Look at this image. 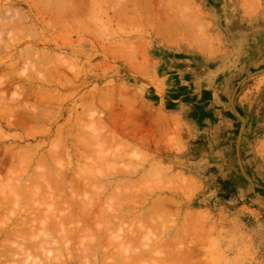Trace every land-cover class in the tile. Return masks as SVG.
Listing matches in <instances>:
<instances>
[{
    "label": "rangeland",
    "instance_id": "1",
    "mask_svg": "<svg viewBox=\"0 0 264 264\" xmlns=\"http://www.w3.org/2000/svg\"><path fill=\"white\" fill-rule=\"evenodd\" d=\"M0 29V264H264V0H0Z\"/></svg>",
    "mask_w": 264,
    "mask_h": 264
},
{
    "label": "bare ground",
    "instance_id": "2",
    "mask_svg": "<svg viewBox=\"0 0 264 264\" xmlns=\"http://www.w3.org/2000/svg\"><path fill=\"white\" fill-rule=\"evenodd\" d=\"M190 21H192V20L190 19ZM193 21H194V20H193ZM179 23H180V22H179ZM191 24H192V22H191ZM177 25H178V24H177ZM177 25H176V26H177ZM178 26H179V25H178ZM183 26H184V24H183ZM185 26H186V25H185ZM1 29H2V27H1ZM1 29H0V30H1ZM158 29H160V28H158ZM160 30H161V29H160ZM172 30H173V29H172ZM2 31H3V29H2ZM161 31H162V30H161ZM161 31H160V32H161ZM162 33H163V32H162ZM164 33H165V32H164ZM164 33H163L162 36H164ZM165 34H167V33H165ZM168 34H170V33H168ZM168 34H167V35H168ZM168 36H169V35H168ZM181 36H182V35H181ZM170 37H171V36H170ZM167 38H169V37H167ZM167 40H168V39H167ZM170 41H171V39H170ZM2 62H3V61H2ZM8 66H9V65H8ZM5 67H7V66H5ZM0 68H1V67H0ZM3 68H4V67H3ZM8 68H9V67H8ZM8 68H7V69H8ZM5 69H6V68H5ZM1 70H2V69H1ZM0 73H1V72H0ZM45 75H47V74H45ZM1 80H2V79H1ZM45 81H47V80L45 79L43 82H45ZM7 82H8V81H7ZM29 83H30V82H27V84H29ZM4 85H5V84H4ZM29 86H31V85H29ZM43 88H44V87H43ZM39 89H40V88H39ZM42 90H44V89H42ZM42 90H41V92H42ZM15 91H16V90H15ZM17 92H18V91H17ZM17 92H15V93H17ZM39 92H40V91H39ZM41 92H40V93H41ZM43 92H44V91H43ZM49 92H50V91H49ZM49 92H48V93H49ZM45 93H47V92H44V93H42V94L44 95ZM48 93H47V94H48ZM21 94H22V93H21ZM42 94H41V95H42ZM100 94H101V93H100ZM19 95H20V94H19ZM34 95H37V93H36V94L34 93ZM51 95H52V94H51ZM53 95H54V94H53ZM2 96H3V95H2ZM49 96H50V95H49ZM49 96H48V97H49ZM54 96H55V95H54ZM121 96H122V95H121ZM8 97H9V96H8ZM24 97H25V96H24ZM48 97H47V95H46V98H48ZM125 97H126V96H125ZM10 98H11V97H10ZM15 98H16V97H15ZM50 98H51V97H50ZM122 98H124V97H122ZM4 99H5V97H4ZM53 99H54V97H53ZM125 99H126V98H125ZM2 100H3V99H2ZM51 100H52V98H51ZM9 101H10V99H9ZM14 101L16 102V99H15ZM18 102H19V101H18ZM35 102H36V101H35ZM8 103H10V102H8ZM0 104H1V103H0ZM3 104H4V103H3ZM11 104H12V103H11ZM11 104H10V105H11ZM25 104H26V103H25ZM32 105H33V104H32ZM38 105H39V104H38ZM105 105H106V104H105ZM0 106H1V105H0ZM7 106H9V104L6 103V107H7ZM102 106H103V104H102ZM20 107H23V106L21 105ZM106 107H107V106H106ZM108 107H109V106H108ZM28 108H29V107H28ZM33 108H35V107H33ZM109 108L111 109V106H110ZM0 109H1V108H0ZM4 109H5V108H4ZM4 109H3V110H4ZM7 109H8V107H7ZM24 109H25V108H24ZM35 109H36V108H35ZM106 109H107V108H106ZM13 110H14V108H13ZM13 110H12V111H13ZM25 110H26V109H25ZM28 110H29V109H28ZM127 110H128V109H127ZM35 111L38 112V109L35 110ZM35 111H34V112H35ZM20 112H21V111H20ZM25 112H26V111H25ZM30 112H31V109H30V111H28V113H30ZM39 112H40V110H39ZM130 112H135V111L133 110V111H130ZM130 112H127V116H128V113H130ZM21 113H22V112H21ZM17 114H18V113H17ZM30 114H31V113H30ZM30 114H29V115H30ZM134 114H135V113H134ZM134 114H133V115H134ZM0 115H2V114H0ZM27 115H28V114H27ZM35 115H36V114L33 115V112H32V114H31L30 117H31L32 119H34V121L37 122L38 120H35L36 117L33 118V116H35ZM39 115H41V113H40ZM24 116H25V114H24ZM20 117H21V115H20ZM22 117H23V116H22ZM38 117H39V116H38ZM40 117H41V116H40ZM27 118H28V117H27ZM15 119H16V118H15ZM19 119H20V118H19ZM116 119H117V118H116ZM17 120H18V119H17ZM22 120H23V119H22ZM18 121H19V120H18ZM24 121H26V120H24ZM30 121H31V120H30ZM12 122H13V121H12ZM26 122H27V121H26ZM114 122H115V121H114ZM16 123H17V121H16ZM20 123H22V122H20ZM29 123H30V122H29ZM29 123H28V124H29ZM31 123H32V122H31ZM79 123H80V122H79ZM118 123H119V122H118ZM26 124H27V123H26ZM28 124H27V125H28ZM36 124H37V123H36ZM36 124H35V125H36ZM38 124H39V123H38ZM77 124H78V123H77ZM14 125H15V124H14ZM17 125H18V124H17ZM30 125H31V124H30ZM41 125H42V124H41ZM81 125H82V124H81ZM10 126H11V125H10ZM33 126H34V124H33ZM33 126H32V127H33ZM36 126H38V125H36ZM61 126H62V125H61ZM61 126H60V127H61ZM115 126H116V124H114V128H113V129L116 128ZM118 126H119V124H118ZM120 126H121V124H120ZM133 126H134V125H133ZM136 126H139V125H136ZM29 127H30V126H29ZM34 127H35V126H34ZM40 127H41V126H40ZM60 127H59V128H60ZM76 127H77V126H76ZM78 127H79V126H78ZM95 127H96V126H94L93 128H95ZM99 127H100V126H99ZM91 128H92V127H91ZM135 128L137 129V127H135ZM32 129H33V128H32ZM38 129H40V128H38ZM41 129H44V128L41 127ZM98 129H99V128H98ZM111 129H112V128H111ZM118 129H119V128H118ZM132 129L134 130V128H132ZM136 129H135V130H136ZM138 129H140V128L138 127ZM36 130H37V128H36ZM62 130H63V128H62ZM74 130H75V129H74ZM83 130H84V129H82L81 131L84 132ZM92 130H93V129H92ZM42 131H43V130H42ZM72 131H73V130H72ZM75 131H77V130H75ZM79 131H80V130H79ZM79 131H78V132H79ZM85 131H86V130H85ZM114 131H115V130H114ZM114 131H113V132H114ZM123 131H124V130H123ZM129 131H131V130H129ZM137 131H138V130H137ZM0 132H1V131H0ZM93 132H94V131H93ZM110 132L112 133V131H110ZM127 132H128V131H127ZM132 132H133L132 134H133V136H134V135H135L134 133H135L136 131H135V132L132 131ZM1 133H3V132H1ZM59 133H61V132H59ZM65 133H66V132H65ZM67 133H68V131H67ZM76 133H77V132H76ZM76 133H75V134L73 133L74 136H76ZM124 133H125V132H124ZM78 134H79V133H78ZM94 134H96V133H94ZM94 134H92V135H94ZM115 134H117V132H116ZM115 134H114V135H115ZM137 134H138V133H137ZM68 135H70V134H68ZM82 135L85 136L86 134H82ZM90 135H91V132H90ZM122 135H123V134H122ZM125 135H126V134H125ZM84 136H83V137H84ZM86 136H87V135H86ZM86 136H85V137H86ZM95 136H96V135H95ZM115 136H116V135H115ZM117 136H118V134H117ZM120 136H121V135H120ZM120 136H118V137H120ZM0 137H1V136H0ZM72 137H73V135H72ZM72 137H71V138H72ZM85 137H84V139H85ZM87 137H88V136H87ZM87 137H86V138H87ZM110 137H111V136H110ZM78 138H79V137H78ZM108 138H109V137H108ZM114 138H115V137H114ZM89 139H90V138L88 137V138L85 139V140L88 141ZM91 139H93V136L91 137ZM95 139H96V138H95ZM115 139H116V138H115ZM115 139H114V140H115ZM117 139H119V138H117ZM117 139H116V140H117ZM120 139H121V138H120ZM120 139H119V140H120ZM74 140H75V139H74ZM74 140H73V142L75 143V144H74L75 147H76L78 150H80V148H81V150H82V147H83V146L80 147V145H78L80 148L77 147V143H76V142H78V144L81 143V142H79V140L77 139V136H76V142H75ZM77 140H78V141H77ZM81 140H82V138H81ZM122 140H124V138H122ZM90 141H91V143L93 142V140H90ZM109 141H110V139H109ZM109 141H108V142H109ZM124 141H126V140H124ZM57 142H58V140H57ZM73 142L71 143L72 145H73ZM95 142H96V141L93 142V146L95 145ZM115 142H116V141H115ZM121 142H122V141H121ZM121 142H120V143H121ZM126 142H127V141H126ZM82 143H83V142H82ZM100 143H101V142H100ZM112 143H113V142H112ZM112 143H111V145H112ZM71 144H70V145H71ZM83 144H84V143H83ZM87 144H90V142H89V143H86V145H87ZM39 145H40V144H39ZM55 145L57 146L56 142L53 144V147H54ZM99 145H100V144H99ZM108 145H109V144H108ZM118 145H119V143H118ZM118 145H117V146H118ZM37 146H38V145H37ZM89 146H92V145H89ZM24 147H25L24 149H27V148H26V145H25ZM27 147H28V145H27ZM34 147H35V146H34ZM59 147H61V145H60ZM59 147L56 148V149H57L56 151L60 150V152H62V151H61L62 148L59 149ZM70 147H71V146H70ZM85 147H86V148L83 149V150L89 149L88 146H85ZM118 147H119V146H118ZM19 148H20V150H22L21 147H19ZM19 148H18V149H19ZM22 148H23V147H22ZM39 148H40V147H39ZM73 148H74V147H73ZM83 148H84V147H83ZM13 149H14V148H13ZM18 149H17V150H18ZM30 149H31V148H30ZM30 149L28 148L27 150H30ZM52 149H53V148H52ZM64 149H65V148H64ZM67 149H68V147H67ZM77 149H76V150H77ZM20 150H19V151H20ZM31 150H32V149H31ZM31 150H30V151H31ZM54 150H55V148L53 149V151H54ZM91 150L93 151L92 147H91ZM117 150H119V148H118ZM5 151H6V150H5ZM30 151L28 152V154H26V152H25L24 155L26 154V156H28V155L31 156V155L29 154ZM45 151H46V150H45ZM47 151H48V150H47ZM53 151H50V152H53ZM56 151H54L53 153H56ZM69 151H71V150H69ZM89 151H90V150H89ZM94 151H95V148H94ZM36 152H37V151H36ZM58 152H59V151H58ZM63 152H64V151H63ZM76 152H77V151H76ZM86 152H88V151H86ZM86 152H85V153H86ZM119 152H120V151H119ZM14 153H15V151H14ZM20 153H21V152H20ZM20 153H19V154H20ZM41 153H42V152H40V154H41ZM79 153L82 154L83 152H79ZM9 154H11V153H9ZM15 154H17V152H16ZM15 154H14V155H15ZM43 154H44V153H43ZM51 154H52V153H50L49 155H47V156H49V157H48V159H46V160L48 161L49 158H52L53 161H51V162H56V160L53 159V157L57 158V155H56L57 153L55 154L56 156H53V157H52V156L50 157ZM68 154H69V153H68ZM68 154H67V155H68ZM81 154H80V155H81ZM87 154H88V153H86V154H82L81 156L85 158V156H86ZM117 154H118V153H117ZM12 155H13V153H12ZM14 155H13V156H14ZM24 155H22V157H20V155H19L20 159H21V158L23 159V160L21 159V161H23V162H24V159H27V158L29 157V156H28V157L25 156V158H24V157H23ZM52 155H54V154H52ZM63 155H64V154H63ZM71 155H72V154H71ZM74 155H75V154H74ZM16 156H17V155H16ZM32 156H34V155H32ZM41 156H42V155H40V157H41ZM43 156H44V155H43ZM45 156H46V154H45ZM87 156H88V155H87ZM40 157H38V161H39V163H40V160H39ZM70 157H71V156H70ZM76 157H77V156H76ZM82 157H80V160H81L80 162H81V164L83 165L82 160H84V159H81ZM17 158H18V157H17ZM78 158H79V157H78ZM144 158H145V156H144ZM29 159H30V157H29ZM40 159L43 160V159H45V158H42V157H41ZM57 159H58V160H57V162H58L60 159H59V158H57ZM75 159H76V158H75ZM35 160L37 161V158H36ZM42 160H41V161H42ZM64 160H67V158L64 159ZM64 160H63V162H64ZM77 160H78V159H77ZM144 160H145V159H144ZM17 161H18V160H17ZM25 161H26V160H25ZM28 161H29V160L27 159V162H28ZM43 161H44V160H43ZM47 161H46V162H47ZM49 161H50V160H49ZM31 162H32V161H31ZM57 162H56V163H57ZM67 162H68V161H67ZM86 162H87V161H86ZM86 162H84V163L86 164ZM93 162H94V161H93ZM93 162H92V164H91V165H92V168H90V169H93V166H94V165H93ZM17 163H18V162H17ZM21 163H22V162H21ZM21 163H20V160H19V164H21ZM28 163H29V162H28ZM37 163H38V162H37ZM37 163H36V164H37ZM42 163H44L45 165L47 164V163H45V161L42 162ZM59 163H60V162H59ZM59 163H58V164H59ZM64 163H65V162H64ZM88 163H89V162H87V164H88ZM25 164H26V163H25ZM25 164H24V165H25ZM29 164H30V163H29ZM29 164H27V165H28V166H31V164H30V165H29ZM48 164L51 165V163H49V162H48ZM48 164H47V165H48ZM69 164H70V163H69ZM78 164H79V162H78ZM0 165H1V164H0ZM17 165H18V164H17ZM22 165H23V164H22ZM22 165H20V167H21ZM24 165L21 167V168H23V171L26 169V167H25L26 165H25V166H24ZM37 165H38V164H37ZM39 165H42V164H39ZM45 165H44V166H45ZM54 165H56V164L54 163ZM66 165H67V163H66ZM42 166H43V165H42ZM77 166L79 167L80 165H77ZM87 166H88V165H87ZM87 166L85 167V169L87 168ZM149 166H150V165H149ZM160 166H162V165H160ZM163 166H164V165H163ZM20 167H19V165H18V168H20ZM24 167H25V168H24ZM36 167H37V166H36ZM40 167H41V166H40ZM47 167H50V166H47ZM51 167H53V164H52ZM57 167H58V165H57ZM57 167H56V168H57ZM78 167H77V168H78ZM81 167H82V166H81ZM164 167H165V166H164ZM18 168H15V169L17 170ZM41 168H42V167H41ZM53 168H55V167H53ZM79 168H80V167H79ZM83 168H84V167H83ZM167 168H168V167H167ZM167 168H166V169H167ZM28 169H29V167H28ZM28 169H26V170H28ZM47 169H49V168H47ZM50 169H51V168H50ZM57 169H58V168H57ZM63 169H64V168H63ZM68 169H69V168H68ZM68 169H66V170H68ZM81 169H82V168H81ZM81 169H80V170H81ZM85 169H84V171H85ZM94 169H95V168H94ZM94 169H93V171H94ZM5 170H8V169H5ZM30 170H33V169H30ZM35 170H36V169H35ZM39 170H40V169H39ZM51 170H53V169H51ZM54 170H56V169H54ZM66 170H65V173H67ZM69 170H70V169H69ZM69 170H68V171H69ZM80 170H77V171H75V172H76V173L78 172L77 175L80 176V177L82 176V180H83V176L85 177V174H86L87 172H86V173H85V172H84V173H81V172H83V171L79 172ZM87 170H88V169H87ZM87 170H86V171H87ZM149 170H150V169H148V171H149ZM151 170H152V169H151ZM167 170H168V169H167ZM20 171H21V170H20ZM20 171H19V169H18L17 172L20 173ZM23 171L21 172L22 174H23ZM60 171H61V170H60ZM62 171H63V170H62ZM93 171L89 172V174L91 173L92 175H94L95 172L93 173ZM117 171L121 172L120 170H117ZM146 171H147V170H146ZM15 172H16V171H15ZM28 172H29V171H28ZM32 172H33V171H32ZM35 172L40 173V171H35ZM48 172H49V171H48ZM53 172H54V171H52V172L49 173V174L52 175V177H53V174H54ZM55 172H56V171H55ZM58 172H59V171H57V174H58ZM75 172H74V173H75ZM129 172H131V171H129ZM149 172H150V171H149ZM166 172H167V171H166ZM5 173H6V172H5ZM5 173H4V174H5ZM10 173H11V172H10ZM10 173H9V174H10ZM13 173H14V172H13ZM19 173H18V174H19ZM24 173H26V172H24ZM46 173H47V172H46ZM52 173H53V174H52ZM80 173H81V174H80ZM114 173H115V171H114ZM116 173H118V172H116ZM116 173H115V174H116ZM31 174H32V173H31ZM44 174H45V173H44ZM59 174H61V173L59 172ZM62 174H63V173H62ZM62 174L60 175V177H59V175H58V177H59L60 179H61V176H64V177H65V175H62ZM79 174H80V175H79ZM87 174H88V173H87ZM91 174H90L91 177L88 176V175H86V176H87L86 178L88 179V177H90V179L92 178V181H93L94 179H96V178H95L96 174H95V176H93V177H92ZM109 174H110V173H109ZM122 174H123V173H122ZM166 174H167V173H166ZM174 174H175V173H174ZM10 175H11V174H10ZM25 175H26V174H25ZM33 175H34V174H33ZM35 175H36V174H35ZM112 175H113V174H112ZM124 175H125V174H124ZM3 176H4V175H3ZM3 176H1V177H3ZM6 176H7V175H6ZM6 176H5V177H6ZM19 176H20V175H19ZM19 176H18V177H19ZM26 176H27V175H26ZM26 176H25V177H26ZM38 176H39V174H38ZM38 176H37V177H38ZM41 176H42V175H40V178H41ZM55 176H56V174H54V177H55ZM69 176H70V175H69ZM75 176H76V175H74L73 178H74ZM160 176H161V174H160ZM167 176H168V175H167ZM167 176H166V177H167ZM184 176H185V175H184ZM28 177H29V176H28ZM28 177H27V178H28ZM33 177H36V176H33ZM37 177H36V179H37ZM46 177H47V176H46ZM46 177L44 176V178L41 180V182H44V183H45V181H46V183H47L48 181L50 182V179H52V178L50 177V175L48 176V177H50L48 181L45 180ZM76 177H77V176H76ZM109 177H110V176H109ZM156 177H157V176H156ZM173 177H174V176H173ZM12 178H15V177L12 176L11 179H12ZM29 178H31V177H29ZM62 178H63V177H62ZM67 178H68V177H67ZM167 178H168V177H167ZM24 179H25V178H24ZM32 179H33V178H31V182H32V183H35V185H36V184H37L36 182H37V180H38L39 178L36 180V182H35V180H34V182H33ZM64 179H66V178H64ZM90 179H88V180H90ZM155 179H157V178H155ZM169 179H170V178H169ZM172 179H173V178H172ZM15 180H16V178H15ZM21 180H22V179H21ZM43 180H45V181H43ZM55 180H58V179L56 178ZM66 180H67V179H66ZM66 180L64 181V183H63V180H62V181H61V184L63 183V185H64L65 182H66ZM68 180H70V178H69ZM68 180H67V181H68ZM174 180H175V179H174ZM174 180H173V181H174ZM178 180H180V179H178ZM181 180H182V179H181ZM186 180H187V178H186ZM26 181H28V180H26ZM38 181L40 182V180H38ZM51 181L53 182V180H51ZM58 181H59L58 184H60V180H58ZM90 181H91V180H90ZM117 181H118V180H117ZM6 182H7V181H6ZM13 182H14V180H13ZM23 182H24V181H23ZM29 182H30V181H29ZM39 182H38V183H39ZM83 182L86 183L87 181H84V180H83ZM171 182H172V181H171ZM171 182H170V183H171ZM183 182H184V181H183ZM185 182H187V181H185ZM26 183H27V182H26ZM26 183H25V184H26ZM66 183H67V182H66ZM80 183H81V182H80ZM172 183H173V182H172ZM188 183H189V182H188ZM192 183H193V182H192ZM2 184H3V181H2ZM4 184H5V183H4ZM4 184H3V186H4ZM10 184H11V183H10ZM12 184H13V183H12ZM12 184H11V185H12ZM17 184H18V186H19V183H17ZM27 184H28V183H27ZM39 184H40V183H39ZM48 184H51V183H48ZM53 184H54V183H53ZM69 184H70V183H69ZM75 184H76V183H75ZM83 184H84V183H83ZM87 184L89 185V183H87ZM87 184H86V185H87ZM90 184H91V183H90ZM173 184H174V183H173ZM183 184H184V183H183ZM193 184H194V183H193ZM42 185H43V184H42ZM42 185H41V186H42ZM55 185H56V184H55ZM55 185H54V186H55ZM88 185H87V186H88ZM125 185H126V184H125ZM125 185H124V186H125ZM190 185H191V184H190ZM12 186H13V185H12ZM28 186H29V185H28ZM33 186H34V185H33ZM43 186H45V184H44ZM48 186L51 187L50 185H48ZM64 186L66 187V185H64ZM64 186H63V187H64ZM67 186H68V185H67ZM75 186H76V185H75ZM79 186H80V184H79ZM81 186H82V185H81ZM81 186H80V187H81ZM87 186H86V189L88 188ZM127 186H128V185H127ZM129 186H130V185H129ZM183 186H184V185H183ZM14 187H15V186H14ZM16 187H17V186H16ZM25 187H27V186H25ZM38 187H39V189H41L40 185H39ZM52 187H53V185H52ZM57 187H59V186H57ZM57 187H55L56 190L58 189ZM60 187H62V185H61ZM72 187H73V186H72ZM91 187H93V185H92ZM122 187H123V186H122ZM189 187H191V186H189ZM189 187H187L186 190H188ZM4 188H5V187H4ZM9 188H10V187H9ZM29 188H30V186H29ZM44 188L46 189L47 187H44ZM55 188H53V189H55ZM84 188H85V187H84ZM176 188H177V187H176ZM12 189H13V187H12ZM27 189H28V188H27ZM27 189H26V190H27ZM31 189H32V188H31ZM35 189H38V188L36 187V188H34L33 190H35ZM45 189H44V190H45ZM50 189H51V188H50ZM59 189H61V188H59ZM76 189H77V187H76ZM78 189L80 190L79 187H78ZM88 189H89V188H88ZM88 189H87V190H88ZM95 189H96V188H95ZM116 189H118V188H116ZM178 189H179V188H178ZM33 190H32V191H33ZM44 190H43V192H44ZM48 190H49V188H48ZM56 190H55V192H56ZM61 190H62V189H61ZM69 190H70V189H69ZM73 190L75 191V189H73ZM79 190H78V191H79ZM81 190H82V189H81ZM90 190H91V189H90ZM18 191H19V193L21 192V191H20V187H19V190H18ZM28 191H29V189H28ZM32 191L30 190V192H32ZM46 191H47V190H46ZM51 191H52V189H51ZM182 191H183V190H182ZM0 192H1V189H0ZM5 192H6V191H5ZM12 192H13V191H12ZM24 192L26 193V191H24ZM34 192H37V191H34ZM43 192H42V193H43ZM55 192H54V193H55ZM63 192H64L63 194L66 193L65 191H63ZM76 192H77V190H76ZM79 192H80V191H79ZM84 192H85V190H84ZM92 192H93V191H92ZM15 193H16V192H15ZM17 193H18V192H17ZM28 193H29V192H28ZM38 193H41L40 190L38 191ZM42 193H41V194H42ZM44 193L46 194V192H44ZM44 193H43V194H44ZM60 193H61V191H60ZM2 194H3V193H2ZM22 194H23V193H22ZM22 194H20V196H21ZM26 194H27V193H26ZM32 194H33V192H32ZM43 194H42V195H43ZM45 194H44V195H45ZM48 194H49V193H47V195H48ZM51 194H52V193H51ZM55 194H56V193H55ZM55 194H54V195H55ZM58 194H59V193H58ZM74 194H75V193H74ZM79 194H80V193H79ZM132 194H133V193H132ZM17 195H18V194H17ZM38 195H39V194H38ZM54 195L52 194L53 197H54ZM59 195H60V194H59ZM59 195H58V196H59ZM90 195H91V194H90ZM0 196H1V195H0ZM5 196H6V194H5ZM9 196H10V195H9ZM9 196H8V197H9ZM12 196H13V195H12ZM25 196H26V195H25ZM27 196H29V195H27ZM33 196H34V195H33ZM49 196H50V195H49ZM77 196H78V195H77ZM77 196H75V197H77ZM79 196H82V194L79 195ZM79 196H78V197H79ZM2 197H4V196H2ZM2 197H0V198H2ZM15 197H16V196H15ZM22 197L24 198V195L21 196V198H22ZM53 197H52V198H53ZM62 197H63V196H62ZM66 197H67V196L65 195V198H66ZM90 197H91V196H90ZM4 198H5V197H4ZM4 198H3V199H4ZM6 198H7V196H6ZM9 198H11V197H9ZM12 198H13V197H12ZM17 198H18V197H17ZM17 198H16V199H17ZM23 198H22V199H23ZM31 198H32V196H31ZM45 198H47V196H46ZM49 198H51V197H49ZM67 198H68V197H67ZM69 198H71V196H69ZM93 198H94V197H93ZM108 198L110 199V197H108ZM113 198H114V197H113ZM115 198H116V197H115ZM7 199H8V198H7ZM7 199H6V201H7ZM16 199H15V201H16ZM29 199H30V198H29ZM88 199H89V198H88ZM90 199H91V198H90ZM134 199H135V198H134ZM11 200H12V199H11ZM13 200H14V199H13ZM26 200H27V199H26ZM45 200H46V199H45ZM49 200H51V201H52V200H56V198H55V199H49ZM59 200H61V198H60ZM66 200H67V199H66ZM72 200H73V199H72ZM72 200H71V201H70V200H67V201H70V202H68V203L66 202V203H67V204L72 203V202H73ZM74 200H75V199H74ZM80 200H81V199H80ZM111 200H112V199H111ZM1 201H2V200H1ZM6 201H5V202H6ZM17 201H18V200H17ZM46 201H47V200H46ZM62 201H63V200H62ZM2 202H4V201H2ZM2 202H1V203H2ZM9 202H10V200H9ZM43 202H44V201H43ZM52 202H53V201H52ZM57 202H58V201H57ZM91 202H92V201H91ZM105 202L107 203V200H106ZM108 202H110V201H108ZM113 202H114V201H112V203H113ZM116 202H117V201H116ZM46 203H47V202H46ZM53 203H54V202H53ZM58 203H59V202H58ZM60 203H61V201H60ZM88 203H89V202H88ZM106 203H105V204H106ZM174 203H175V202H174ZM2 204H3V203H2ZM75 204H76V202H75ZM78 204H79V205H76V206H80V203H78ZM108 204H109V203H107V206H108ZM110 204H111V202H110ZM45 205H46V204H45ZM71 205H72V204H71ZM81 205H82V203H81ZM54 206H56L55 203H54ZM54 206H53V207H54ZM74 206H75V205H74ZM76 206H75V207H76ZM64 207H65V206H64ZM45 208H46V207H45ZM45 208H41V210H42V209H45ZM56 208H57V207H56ZM60 208H61V207H60ZM108 208H110V205H109ZM112 208H113V207H112ZM112 208H111L110 210H112ZM120 208H121V207H120ZM120 208H119V209H120ZM25 209H26V208H25ZM25 209H24V210H25ZM36 209H37V208H36ZM38 209H39V208H38ZM73 209H74V208H73ZM106 209H107V207H106ZM29 210H30V209H29ZM46 210H47V209H46ZM48 210H49V208H48ZM48 210H47V211H48ZM54 210H55V208H54ZM58 210H60V209L58 208ZM75 210H78V209H75ZM79 210H80V209H79ZM81 210H82V209H81ZM85 210H86V209H85ZM114 210H115V209H114ZM121 210H122V208H121ZM178 210H180V209H178ZM27 211H28V209H27ZM36 211H37V210H36ZM39 211H40V210H39ZM44 211H45V210H44ZM52 211H53V210H52ZM116 211H117V210H116ZM25 212H26V211H25ZM31 212H32V211H31ZM31 212H30V213H31ZM49 212H51V209H50ZM68 212H69V209H68L67 213H68ZM108 212H110V211H108ZM111 212H113V211H111ZM114 212H115V211H114ZM118 212H119V211H118ZM193 212H195V211H193ZM199 212H200V211H199ZM26 213H27V212H26ZM32 213H33V212H32ZM34 213H35V212H34ZM39 213H40V212H39ZM51 213H52V212H51ZM56 213H57V211H56L54 214L56 215ZM67 213L65 212L66 215L69 214V213H68V214H67ZM84 213H85V211H84ZM120 213H121V212H120ZM120 213H119V214H120ZM143 213H145V211H144ZM143 213H141V214L143 215ZM176 213H178V212H176ZM204 213H205V211H203V214H204ZM27 214H28V213H27ZM47 214H49V213H47ZM52 214H53V213H52ZM82 214H83V213H82ZM82 214H81V215H82ZM109 214H110V213H109ZM116 214H117V213H116ZM116 214H115V215H116ZM123 214H125V213H123ZM203 214H202V216L200 217V219H202V222H204L203 225H205V222H206V221H204L203 218H202V217L204 216ZM205 214H206V213H205ZM31 215H32V214H31ZM42 215H43V214H42ZM42 215H40L41 218H42ZM44 215H46V214H44ZM50 215H51V214H50ZM127 215H128V214H127ZM142 215H139V216H142ZM198 215H199V214H198ZM198 215H197V218H199ZM200 215H201V214H200ZM32 216H33V215H32ZM32 216H31V218H32ZM34 216H35V215H34ZM53 216H54V215H53ZM57 216H58V215H57ZM73 216H74V215H73ZM108 216H109V215H108ZM25 217H26V216H25ZM28 217H29V216H28ZM37 217H38V216H37ZM45 217H46V216H45ZM67 217H68V216H67ZM71 217H72V216H71ZM71 217L69 216V217H68L69 219H68V218H67V219L70 220ZM121 217H122V216H121ZM205 217H207V216H205ZM26 218H27V217H26ZM56 218H57V217H56ZM63 218H64V217H63ZM74 218H76V217H74ZM106 218H107V216H106ZM110 218H111V217H110ZM118 218H119V216H118ZM144 218L146 219L145 215H144ZM190 218H191V217H190ZM194 218H196V217H194ZM197 218H196V219H197ZM20 219H21V218H20ZM34 219H35V218H34ZM38 219H39V218H38ZM46 219H47V218H46ZM48 219H49V217H48ZM53 219H55V217H54ZM103 219H105V218H103ZM139 219H142V218H139ZM184 219H186V218H184ZM28 220H30V218H28ZM28 220H27V221H28ZM31 220H32V219H31ZM36 220H37V219H36ZM55 220H56L55 223L57 222V223H56V224H57V225H56V228H57V226H58L59 224H61V223H60L61 221L59 220V221H60V222H59L57 219H55ZM63 220H64V219H63ZM65 220H66V219H65ZM65 220H64V221H65ZM68 220H67V221H68ZM110 220H111V219H110ZM110 220H106V221H108V223H109ZM118 220H119V219H118ZM192 220H193V218L191 219V221H192ZM197 220L199 221V219H197ZM206 220H207V219H206ZM20 221H21V220H20ZM27 221H26V222H27ZM94 221H95V220H94ZM103 221H104V220H102V222H103ZM106 221H105V222H106ZM119 221H120V220H119ZM140 221H141V220H140ZM184 221H186V220H184ZM184 221H183V223H185ZM22 222H24V221H22ZM22 222H20L19 224L21 225ZM26 222H25V223H26ZM44 222H46V221H44ZM50 222H51V221H50ZM53 222H54V220H53ZM58 222H59V223H58ZM76 222H77V221H76ZM117 222H118V221H117ZM117 222H115V223H117ZM186 222H187V224H188V220H187ZM27 223H30V222H27ZM32 223H33V220H32ZM62 223H63V222H62ZM99 223H100V222H99ZM110 223H111V222H110ZM112 223H114V222H112ZM112 223H111V224H108V225H112ZM139 223H140V222H139ZM193 223H194V222H193ZM198 223L201 224L200 221H199ZM37 224H38V223H37ZM45 224H46V223H45ZM50 224H51V223L46 224V225H48V227H49ZM53 224H54V223H53ZM106 224H107V222H106ZM191 224H192V223H191ZM194 224H197V222H195ZM200 224H198V226H199ZM38 225H39V224H38ZM38 225H37V227L40 228V225H39V226H38ZM75 225H76V224H75ZM108 225H107V226H108ZM114 225H115V224H114ZM114 225H113V226H114ZM118 225H119V224H118ZM192 225H193V224H192ZM206 225H207V224H206ZM15 226H16V225H15ZM23 226L25 227V225H23ZM28 226H29V224L27 225V227H28ZM31 226H32V225H31ZM41 226H42L43 228H45V226H43V225H41ZM61 226H62V225H60V226H58V227L60 228ZM184 226H185V225H183V227H184ZM19 227H20V226H19ZM42 227H41V228H42ZM46 227H47V226H46ZM54 227H55V225H54ZM78 227H79V226H78ZM86 227H87V226H86ZM178 227H180V230H181L182 225H181V226H178ZM186 227H187V226H186ZM189 227H190V226H189ZM189 227H187V228H189ZM195 227H196V226H195ZM206 227H207V226H206ZM206 227H205V228H206ZM20 228H21V227H20ZM29 228H31V227H29ZM29 228H28V229H29ZM32 228H34V227H32ZM35 228H36V226H35ZM106 228H107V227H106ZM110 228H112V227H110ZM172 228H173V227H172ZM203 228H204V227H203ZM205 228H204V230H205ZM18 229H19V228H18ZM28 229H27V230H28ZM57 229H58V228H57ZM65 229H66V228H65ZM70 229H71V228H70ZM95 229H96V228H95ZM174 229H176V228H174ZM184 229H185V228H184ZM196 229H197V228H196ZM206 229H207V228H206ZM35 230H36V229H35ZM35 230H34V231H35ZM37 230H38V228H37ZM39 230H41V229H39ZM42 230H43V229H42ZM42 230L40 231V233H42L43 236H47V235L50 234V233L47 234V233L45 232L46 235H44V234H45V233H43L44 230H43V232H42ZM53 230H54V229H53ZM59 230H60V229H58V231H59ZM66 230H67V229H66ZM66 230H65V231H66ZM178 230H179V229H178ZM185 230H188V229H185ZM9 231H10V230H9ZM13 231H15V230H13ZM20 231H23V229H22V230L19 229V232H20ZM29 231H30V230H29ZM29 231H28V232L25 231V232L29 233ZM31 231H32V230H31ZM45 231H48V232H49V231H52V230H50V229L48 230V228H47V229L45 228ZM65 231H64L63 234H66V233H67V232L65 233ZM71 231H72V230H71ZM90 231H93V230L90 229ZM100 231H101V229H100ZM171 231L173 232V230H171ZM174 231L177 232V229L174 230ZM194 231H195V230H194ZM194 231H192V232H194ZM197 231H198V229H197ZM199 231H200V230H199ZM205 231H206V230H205ZM207 231H208V230H207ZM35 232H37V231H35ZM35 232H32V234H34ZM62 232H63V231H62ZM175 232H174V233H175ZM178 232H181V231H178ZM178 232H177V233H178ZM190 232H191V230H190ZM192 232H191V233H192ZM202 232H203V230H202ZM11 233H12V232H11ZM14 233H15V232H14ZM21 233H22V232L19 233V236H20ZM27 233H26V235L28 236ZM37 233L39 234V236H40V235L42 236V234H40L39 232H37ZM51 233H52V232H51ZM82 233H83V232H82ZM85 233H86V232H85ZM111 233H113V232H111ZM174 233H173V234H174ZM177 233H175L174 236H175ZM187 233H188V232H187ZM200 233H201V231H200ZM203 233H204V232H203ZM203 233H202L201 235H203ZM9 234H10V232H9ZM12 234H13V233H12ZM38 234H37V235H38ZM54 234H56V233H54ZM59 234H60V233H59ZM68 234H71V232L69 233V231H68ZM83 234H84V233H83ZM83 234H82V235H83ZM196 234H197V233H196ZM16 235H17V233L14 234V236H16ZM22 235H23V234H22ZM29 235H30V234H29ZM66 235H67V234H66ZM73 235H74V233H73ZM113 235H114V234H113ZM183 235L185 236V233H184ZM189 235H190V234H189ZM23 236H24V235H23ZM39 236H35V237H36L35 240H36L37 243H38V244H37V247H38L39 245H42L41 247H44V246H45V243H46V244H47V243H48V244L50 243V240H48V241H46V242L44 241V240L47 239L46 237H43V236H42V237H39ZM50 236H51V235H50ZM54 236L56 237V235H54ZM67 236H69V235H67ZM79 236H80V235H79ZM84 236H86V234H84ZM177 236H178V235H176L175 237H177ZM179 236H180V234H179ZM186 236H187V235H186ZM198 236H199V235H198ZM203 236H204V235H203ZM6 237H9V236H6ZM12 237H13V236H12ZM12 237H11V238H12ZM33 237H34V235H33ZM33 237H32V241L36 243V241H34V238H35V237H34V238H33ZM37 237H39L40 240H39ZM47 237H48V236H47ZM57 237L62 238L60 235L57 236ZM64 237H65V235H64ZM64 237H63L62 239H64ZM70 237H71V236H70ZM73 237H74V236H73ZM87 237L89 238L90 236L87 235ZM92 237H93V236H92ZM133 237H136V235H133ZM133 237H132V238H133ZM199 237H201V236H199ZM3 238H4V237H3ZM17 238H18V237H17ZM17 238H16V239H17ZM26 238H27V237H26ZM29 238L31 239V236H29ZM41 238H46V239H44V240L42 239L45 243L40 244V243L38 242V241H41ZM50 238H51V237H49L48 239H50ZM53 238H54V237H53ZM53 238H52V239H53ZM66 238H68V237H65V239H64L63 241H64V242H67V243H68V242L70 243V241H66ZM159 238H160V237H158L157 240H158ZM191 238H195V237H191ZM191 238H190V239H191ZM196 238H197V236H196ZM202 238H203V237H202ZM204 238H205V237H204ZM4 239L6 240V238H4ZM12 239H13V238H12ZM22 239H24V238H22ZM52 239H51V240H52ZM54 239H55V238H54ZM57 239H58V238H57ZM57 239H56V241H57ZM86 239H87V238H86ZM161 239H162V238H161ZM163 239H164V237H163ZM177 239H178V238H177ZM185 239H186V238H185ZM198 239H199V238H198ZM5 240H4V241H5ZM7 240H8V238H7ZM60 240H61V239H60ZM70 240H71V239H70ZM154 240H155V239H154ZM166 240H167V239H165V243H166V244H164V245H167ZM186 240H187V239H186ZM10 241H11V240H9V242H10ZM17 241H18V240H17ZM26 241H27V240H26ZM28 241H30V240H28ZM56 241H53V242L55 243ZM63 241H62V242H63ZM71 241H72V240H71ZM83 241H84V240L82 239V242H83ZM87 241H89V240H87ZM93 241H94V239H93ZM96 241H97V240H96ZM125 241H126V240H125ZM155 241H156V240H155ZM162 241H164V240H162ZM162 241H161L159 244H157V241H156V246H157V245H160V244H163ZM167 241H168V240H167ZM183 241H184V240H183ZM183 241H180V244H181V243L183 244V243H184ZM193 241H194V240H193ZM193 241L191 240L190 242H193ZM1 242H2V241H1ZM12 242H13V241H12ZM12 242H10V244H11ZM23 242H24V240H23ZM23 242H20V243H23ZM41 242H42V241H41ZM59 242H61V241H59ZM59 242H58V243H59ZM94 242H95V241H94ZM128 242H129V241H128ZM133 242H134V241H133ZM186 242H189V241H186ZM194 242H195V241H194ZM7 243H8V242H7ZM17 243H18V242H17ZM35 243H34V246H35V248H37L36 245H35ZM58 243H57V244H58ZM69 243H68V244H69ZM86 243H87V242H86ZM89 243H90V242H89ZM89 243H88V244H89ZM91 243H92V242H91ZM196 243H198V241H197ZM196 243H195V244H196ZM3 244H4V243H3ZM8 244H9V243H8ZM13 244H14V243H13ZM15 244H16V243H15ZM29 244H30V242H29ZM43 244H44V246H43ZM48 244H47V245H48ZM51 244H52V241H51V243H50V245H49L48 247H51ZM92 244H94V243H92ZM95 244H96V243H95ZM151 244H153V243H151ZM190 244H191V243H190ZM5 245H6V241H5ZM5 245H3V246L5 247ZM16 245H17V244H16ZM58 245H59V244H58ZM61 245H62V243H61ZM83 245H85V244H83ZM184 245H186V244H184ZM192 245H194V244H191V246H192ZM196 245H197V244H196ZM17 246H19L18 248H20V245H17ZM17 246H14V248H16ZM25 246H26V247L32 246V242H31L30 245L27 246V244H26ZM34 246H33V248H34ZM54 246H55V249H56V246H57V245L54 244ZM65 246H66V245H65ZM156 246H155V247H156ZM160 246H161V245H160ZM179 246H180V245H179ZM187 246H188V245H187ZM189 246H190V245H189ZM1 247H2V246H1ZM4 247L1 248V249H5V248H6V249H10V248H7L8 245H7V247H5V248H4ZM9 247H11V245H9ZM12 247H13V246H12ZM21 247H22V246H21ZM87 247H88V246H87ZM92 247H94V246H92ZM155 247H154V249H155ZM157 247H159V246H157ZM31 248H32V247H31ZM38 248H39V247H38ZM44 248H47V247H44ZM44 248H43V250H44ZM51 248H52V247H51ZM53 248H54V247H53ZM53 248H52V249H53ZM58 248H59V247H58ZM83 248H84V247H83ZM89 248H90V246H89ZM89 248H86V247H85L84 249H85V250H88ZM94 248H96V247H94ZM148 248H149V247H148ZM6 249H5V250H6ZM16 249H17V248H16ZM47 249H48V248H47ZM52 249H51V250H52ZM65 249H66V248H65ZM91 249H93V248H91ZM151 249H152V248H151ZM157 249H158V248H156V250H157ZM184 249H186V248L184 247ZM14 250H15V249H14ZM14 250H12V251H14ZM20 250H21V249H20ZM38 250H39V249H38ZM58 250H59V249H58ZM60 250H62V249H60ZM94 250H95V249H94ZM152 250H153V249H152ZM152 250H150V251H152ZM181 250H183V249H181ZM191 250H192V249H191ZM191 250H190V252H192ZM6 251H7V250H6ZM30 251H31V249H30ZM32 251H33V250H32ZM36 251H37V250H36ZM47 251H48V250H47ZM47 251H46V252H47ZM91 251H92V250H91ZM141 251H142V250H141ZM157 251H158V250H157ZM186 251H188V250H186ZM2 252H3V251H2ZM4 252H5V251H4ZM8 252H9V250H8ZM15 252H16V251H15ZM24 252H26V248H25ZM68 252H69V251H68ZM86 252H87V251H86ZM88 252H89V250H88ZM88 252H87V253H88ZM103 252H104V251H103ZM106 252H107V250H106ZM106 252H105V253H106ZM143 252H144V251H143ZM183 252H184V251H183ZM5 253H6V252H5ZM21 253H23V252H21ZM49 253H50V252H49ZM87 253H86V254H87ZM147 253H148V252H147ZM187 253H188V252H187ZM6 254H7V253H6ZM12 254H13V253H12ZM12 254H11V256H14V254H13V255H12ZM31 254H32V253H31ZM31 254H30V253H29V255L27 254V255H26L27 258H25V260H24V259H21V260H24V261H22V262H24V263H25V262H28L27 259H30L31 257H32L31 260H33V254H32V255H31ZM70 254H71V253H70ZM81 254H82V253H81ZM83 254H84V253H83ZM83 254H82V256H83ZM103 254H104V253H103ZM129 254H130V253H129ZM131 254H132V253H131ZM138 254H139V253H138ZM142 254H144V253H142ZM175 254H176V253H175ZM181 254H182V253H181ZM188 254H189V253H188ZM188 254H186V255L188 256ZM191 254H192V253H191ZM191 254H190V255H191ZM18 255H19V254H18ZM61 255H62V254H61ZM68 255H69V254H68ZM71 255H72V254H71ZM84 255H85V254H84ZM136 255H137V254H136ZM136 255H135V257H136ZM170 255H171V254L169 253L168 257H169ZM190 255H189V256H190ZM1 256H3V255H1ZM4 256H6V255H4ZM8 256H10V254H8ZM19 256H20V255H19ZM57 256H59V254H57ZM86 256H87V255H86ZM137 256H138V255H137ZM140 256H141V253H140ZM142 256H143V255H142ZM172 256H173V255H172ZM175 256H176V255H174V257H175ZM181 256H182V255H181ZM189 256H188V257H189ZM191 256H192V255H191ZM24 257H25V255H24ZM34 257H35V256H34ZM51 257H52V256H51ZM55 257H56V256H55ZM59 257H61V256H59ZM69 257H70V256H69ZM71 257H72V256H71ZM71 257H70V258H71ZM107 257H108V256H106L105 258H107ZM129 257H130V256H129ZM131 257H132V256H131ZM133 257H134V254H133ZM0 258H1V257H0ZM49 258H50V257H49ZM73 258H74V257H73ZM73 258H72V259H73ZM138 258H139V256H138ZM140 258H141V257H140ZM140 258H139V259H140ZM179 258H180V256H179ZM184 258H185V256H184ZM191 258H192V257H191ZM191 258H190V259H191ZM35 259H36V258H35ZM57 259H58V258H57ZM57 259H55V260H57ZM128 259L130 260L131 258H128ZM128 259H127V263L129 262ZM166 259H167V258H166ZM169 259H171V258L169 257L168 260H169ZM186 259H187V258H186ZM188 259H189V258H188ZM2 260H3V259H1V261H2ZM8 260H9V259H8ZM8 260H6V261H8ZM31 260L29 261L30 263L32 262ZM51 260H53V259L50 258V261H51ZM60 260H62V258H61ZM133 260L136 261L135 258H134ZM133 260L131 259V261H133ZM164 260H165V258H164ZM179 260H181V258H180ZM183 260H184V259H183ZM197 260H198V259H197ZM13 261H14V259H13ZM45 261H46V260H45ZM45 261H42V262H45ZM48 261H49V259H48ZM50 261H49V262H50ZM58 261H59V260H57V261H55V262H57V264H58V263H59ZM172 261H174V260H172ZM187 261H188V260H187ZM2 262H3V261H2ZM29 262H28V263H29ZM34 262H35V264H37L39 261L37 262V261L33 260V262H32L31 264H34ZM169 262H170V260H169ZM176 262H177V261H176ZM176 262H174V263L176 264ZM181 262H182V261H181ZM181 262H180V263H181ZM185 262H186V261H185ZM185 262L183 261V264H185ZM190 262H191V261H190ZM193 262L195 263L196 261L193 259ZM30 263H29V264H30ZM51 263H53V261H52ZM62 263H63V261H62ZM187 263H188V262H186V264H187ZM194 263H193V264H194ZM10 264H11V263H10ZM21 264H22V263H21ZM49 264H50V263H49ZM53 264H54V263H53ZM59 264H61V263H59ZM63 264H65V262H64ZM172 264H173V263H172ZM177 264H179V263H177ZM189 264H190V263H189ZM191 264H192V263H191Z\"/></svg>",
    "mask_w": 264,
    "mask_h": 264
}]
</instances>
